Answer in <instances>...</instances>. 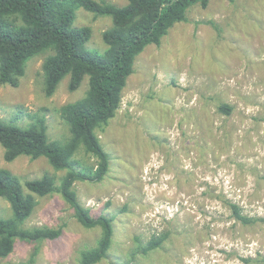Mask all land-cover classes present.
Listing matches in <instances>:
<instances>
[{
	"label": "rangeland",
	"instance_id": "rangeland-1",
	"mask_svg": "<svg viewBox=\"0 0 264 264\" xmlns=\"http://www.w3.org/2000/svg\"><path fill=\"white\" fill-rule=\"evenodd\" d=\"M74 25L91 27L88 47L105 50L110 17L81 8ZM49 55L32 58L17 86L0 83V119L26 128L32 116L43 117L49 140L64 142L70 132L61 107L85 96L88 77L71 92L67 76L46 96ZM221 104L230 105L231 114L221 112ZM97 134L110 171L100 183L77 182L75 190L92 216L113 219L112 246L98 264H264V221L244 225L230 208L236 204L244 215L264 219V0L189 8L187 21L137 57L120 109ZM75 158L95 163L82 149ZM0 168L23 183L49 174L59 185L66 173L44 157L6 162L2 145ZM37 202L25 227L61 228L62 235L40 244L17 240L0 264H80V252L96 245L101 230L84 228L59 193ZM11 217L10 203L0 198V218ZM162 235L160 248L133 255L137 239L146 245Z\"/></svg>",
	"mask_w": 264,
	"mask_h": 264
},
{
	"label": "trees",
	"instance_id": "trees-1",
	"mask_svg": "<svg viewBox=\"0 0 264 264\" xmlns=\"http://www.w3.org/2000/svg\"><path fill=\"white\" fill-rule=\"evenodd\" d=\"M122 7L104 0H0V83L18 85L27 63L51 52L43 63L45 95L51 97L62 80L70 76L69 90L77 91L85 77L88 90L81 99L61 107V117L69 127L70 138L50 141L45 119L32 116L26 128L4 123L0 119V145L4 160L13 162L21 156L46 158L55 171H66L60 184L45 174L22 182L10 170L0 168V198L10 203L11 218H0V259L7 258L17 240L40 244L62 235L61 228H26L37 207V197L59 193L86 229L99 228L101 234L93 248L80 252V264H98L107 258L114 236L113 219L94 217L79 201L77 182L100 183L110 171V156L104 150L98 130H103L116 116L123 91L134 73L135 61L150 45L159 46L169 30L187 21L194 5L206 8L212 0H126ZM233 2L234 0H228ZM84 9L95 16L110 17L112 26L104 31L103 52L91 49L89 26L76 27V12ZM219 110L231 114L232 107L221 104ZM94 158L93 166L75 157L80 150ZM233 217L244 225L264 221L244 215L231 204ZM166 235L152 237L146 245L139 243L133 253L148 255L160 248ZM39 253L36 247L33 258Z\"/></svg>",
	"mask_w": 264,
	"mask_h": 264
}]
</instances>
